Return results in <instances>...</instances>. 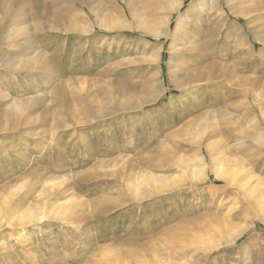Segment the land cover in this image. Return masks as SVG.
I'll return each mask as SVG.
<instances>
[{
  "label": "rangeland",
  "instance_id": "1",
  "mask_svg": "<svg viewBox=\"0 0 264 264\" xmlns=\"http://www.w3.org/2000/svg\"><path fill=\"white\" fill-rule=\"evenodd\" d=\"M0 1V264H264V0L214 3L198 64L214 76L185 94L178 39L198 0L166 38L145 34L162 28L156 0H129L142 17L125 29L114 0ZM221 148L240 165L227 183ZM34 204L47 216L20 220Z\"/></svg>",
  "mask_w": 264,
  "mask_h": 264
},
{
  "label": "bare ground",
  "instance_id": "2",
  "mask_svg": "<svg viewBox=\"0 0 264 264\" xmlns=\"http://www.w3.org/2000/svg\"><path fill=\"white\" fill-rule=\"evenodd\" d=\"M21 1V0H20ZM19 1V2H20ZM115 2L117 3H122L123 6L121 7V10L123 12V15H122V20L121 21H117V23H115V25L119 28H124L126 27V24L125 22L128 21L129 23V20L133 17L136 18V16H138V18H141L139 17V15L137 14V9L134 8V6L132 5L131 2H129V0H114ZM157 2L154 3V5H151V7L149 8V11L148 13L150 14V12H155L156 10H164V15H163V21H162V28L160 30H156L152 25L151 26H148L147 29H146V32L145 34L148 36H153V37H171L172 34L171 33H175L176 31L179 30V28H181L180 26L182 25L183 26V21H184V14L182 13L181 14V7L184 3L185 0H156ZM2 2V1H0ZM9 2V1H8ZM78 2H80L78 0ZM218 3L219 0H198L196 1V3L199 4V8L197 10H195V18L194 17H191L189 16V18L187 19L189 22H192V25L188 24L187 27L184 26V38L182 39H178L179 42H182L181 45H183L184 43H186L185 45H183L181 48H178V52H179V55L178 58L179 60L182 61V63L179 64V66L177 67V71L181 74L182 73V76H184V80L178 84H174L175 88H177L178 90H180L182 93L185 92L186 88H187V85L190 86V84L194 81H201V80H204V81H207L209 80L208 77H202V76H214L211 72V69H212V63H209L208 64V68H209V71L208 73L206 74H203L202 73V70L200 71V68H199V62H200V58L203 56L204 54V49H206L210 44H211V31H209L208 29L205 30L203 27H202V23L205 22V19H204V16L207 17V14L210 13V11L212 12V10H216V7H215V4L214 3ZM3 3V2H2ZM15 3H16V0H15ZM18 3V2H17ZM4 4V3H3ZM83 4V3H82ZM219 4V3H218ZM193 5V4H192ZM2 6V5H1ZM91 6V5H90ZM17 7V6H16ZM25 7V6H24ZM95 7V6H94ZM251 7V6H250ZM262 7V6H261ZM1 8V7H0ZM4 8V6H3ZM255 8V7H254ZM19 9V7H18ZM16 9V11L18 10ZM241 9V8H240ZM252 9V7L250 8ZM20 10V9H19ZM126 10H127V13H126ZM246 10V9H245ZM258 9H254V11H256ZM186 11H190V9L187 7L186 8ZM242 11V10H240ZM249 11V10H248ZM252 10H250L251 12ZM18 12V11H17ZM17 12H14L17 14ZM24 12V11H23ZM21 11H19V13H22ZM246 12V11H244ZM18 13V14H19ZM144 13V12H143ZM147 13V14H148ZM173 13H177L178 15L175 17L174 21H176V23L174 24L173 28L171 26V19L172 17L174 18L173 16ZM13 14V13H12ZM152 14V13H151ZM20 15V14H19ZM242 16H245L247 15V13H241ZM118 16V15H117ZM193 16V15H192ZM16 18V16H14ZM19 17V16H18ZM120 17V16H119ZM20 18V17H19ZM22 18V17H21ZM12 20L14 21V18H12ZM22 20V19H21ZM20 20V21H21ZM141 21V19H140ZM154 21V20H153ZM186 21V20H185ZM22 22V21H21ZM109 22V21H107ZM188 22V23H189ZM107 24V23H106ZM110 24V23H109ZM138 24V23H137ZM145 24V23H144ZM112 27V26H111ZM20 29V28H19ZM19 29H18V32H19ZM174 29V30H172ZM193 30H199L197 35H192L190 32L193 31ZM12 32H14V36H15V32H17V29L15 28ZM23 32V31H22ZM181 33V31H179ZM12 34L11 32L8 33V35ZM8 37V36H7ZM10 37V36H9ZM177 38V37H176ZM150 41V40H149ZM148 41V42H149ZM9 42V41H8ZM177 43V42H176ZM28 44V43H27ZM180 44V43H178ZM30 46L26 47L27 49L29 48ZM27 51V50H26ZM207 58V57H206ZM9 61V60H8ZM198 65V66H197ZM176 66V65H175ZM197 66V67H196ZM177 72V73H178ZM179 74V75H180ZM181 77V76H180ZM201 77V78H200ZM200 78V79H199ZM179 82V81H178ZM208 82V81H207ZM176 83V82H174ZM194 84V83H193ZM197 84V83H196ZM129 87V85H128ZM199 87V86H197ZM131 88V87H130ZM192 89V88H191ZM247 89V88H246ZM104 90V89H103ZM127 90V89H126ZM190 90V89H189ZM115 91V90H114ZM144 91V90H143ZM191 91V90H190ZM107 92V91H106ZM105 92V93H106ZM115 93V92H114ZM134 93V92H133ZM248 93V92H247ZM160 94V93H159ZM185 94V93H184ZM184 94L182 95V97L184 96ZM152 95V94H151ZM247 95V94H246ZM251 95V94H250ZM110 96V95H109ZM255 96V95H254ZM151 97V96H150ZM153 97V96H152ZM156 98V96H155ZM144 102L145 101H148L147 98H144L143 99ZM252 100V99H251ZM254 100V99H253ZM142 102V104L144 103ZM92 113V112H91ZM226 113V112H225ZM224 116V115H223ZM228 116V115H227ZM220 118V117H219ZM225 118V117H224ZM217 119V118H216ZM214 119L213 123H212V130H211V136H213V138H217L218 135L223 132V133H227V128L224 129V130H221V126H220V121L219 119ZM223 119V117H222ZM226 121V120H225ZM228 122V121H227ZM228 124V123H227ZM240 126V125H239ZM54 127V126H53ZM258 140V139H256ZM261 145H264V140H260L258 141ZM228 148V147H227ZM226 149H222L220 151H222L223 155H227L228 153V150ZM218 150V149H217ZM216 150V151H217ZM219 151V150H218ZM221 153V154H222ZM230 153V152H229ZM220 154V155H221ZM221 155V156H223ZM229 155V154H228ZM219 158V157H218ZM225 159V161L227 162L226 165L224 166L223 164L221 165H213V172H214V176H216L217 178H219L220 180H222L223 182L227 183L229 182L230 180L232 181V179L235 180V177H236V174H238V169L240 168V165L235 163L234 160H231L229 158V156H225L223 157ZM212 165V164H211ZM239 166V168H238ZM206 167V166H205ZM186 171H189V176L193 179H199L198 176H202V172L204 170V168H196V166L192 165V164H188L187 163V166H186ZM211 169V168H210ZM248 173V172H247ZM246 175V174H245ZM251 175L252 173H248L243 179L247 178L246 180L247 181H243V182H240V186H243L244 184L250 182V178H251ZM253 176V175H252ZM181 179V178H180ZM242 179V180H243ZM241 180V181H242ZM147 181H149V183H151V186H152V189L153 190H157L159 188H162V187H170L171 186V179L168 180V178H165V177H156V176H153L152 178H147ZM253 182L247 186V188L244 190L245 192H252V190L254 189L253 187V183H257L260 181V178H256L255 180H252ZM261 183V182H260ZM237 184V183H236ZM47 186V185H46ZM45 186V187H46ZM54 186V185H53ZM150 186V187H151ZM19 187V186H18ZM53 189V188H52ZM18 190V189H17ZM11 191V190H10ZM42 191V190H41ZM40 191V193H41ZM142 191V190H141ZM43 192V191H42ZM8 193V192H7ZM39 193V194H40ZM11 194V193H10ZM42 194V193H41ZM44 194V193H43ZM41 196V195H40ZM9 197V196H7ZM8 199L5 198L3 201L5 202V206L7 204V201ZM69 200V199H68ZM56 206V204H54ZM52 205V206H54ZM69 205H71L69 203ZM51 208V206H50ZM53 209L55 207H52ZM64 208V207H63ZM51 210V209H49ZM58 207L56 206V208L54 209L53 212H51L53 214V216H55L54 214H56L58 212ZM46 210L44 209L43 206L39 205V204H34V205H30L28 206L25 210H24V213L22 212L18 217L20 218V220H24V222L26 223H33L34 221H39L41 219H43L44 217H46L47 215V212H45ZM49 215V214H48ZM50 216V215H49ZM52 216V217H53ZM2 217V215L0 214V218ZM9 217V216H8ZM7 217V218H8ZM12 217V216H11ZM17 217V218H18ZM51 217V218H52ZM57 217V216H56ZM228 217V216H227ZM3 218V219H6V221L10 218ZM50 218V219H51ZM264 220V217L262 218ZM1 220V219H0ZM4 222H6L5 220H3ZM10 221V220H8ZM226 221V220H225ZM11 222V221H10ZM227 222V221H226ZM8 223V222H7ZM1 224V223H0ZM2 225V224H1ZM20 225V224H19ZM229 226V224H225V222L222 224V225H217L216 227H214V232L216 233H223L224 230H226V228ZM240 231V230H239ZM236 232V233H233L231 235H229L226 239V243L227 242H231L235 239L236 236H238L240 234V232ZM208 238V237H207ZM209 241V240H208ZM210 246H215V244H212Z\"/></svg>",
  "mask_w": 264,
  "mask_h": 264
}]
</instances>
